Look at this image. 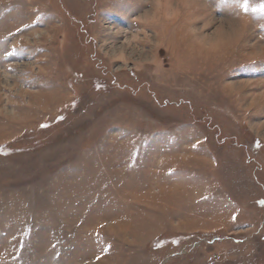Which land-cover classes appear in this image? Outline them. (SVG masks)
I'll return each mask as SVG.
<instances>
[{"label": "rangeland", "instance_id": "obj_1", "mask_svg": "<svg viewBox=\"0 0 264 264\" xmlns=\"http://www.w3.org/2000/svg\"><path fill=\"white\" fill-rule=\"evenodd\" d=\"M0 264H264V0H0Z\"/></svg>", "mask_w": 264, "mask_h": 264}, {"label": "bare ground", "instance_id": "obj_2", "mask_svg": "<svg viewBox=\"0 0 264 264\" xmlns=\"http://www.w3.org/2000/svg\"><path fill=\"white\" fill-rule=\"evenodd\" d=\"M223 40V39H222Z\"/></svg>", "mask_w": 264, "mask_h": 264}]
</instances>
